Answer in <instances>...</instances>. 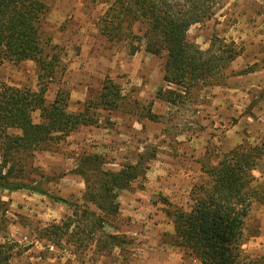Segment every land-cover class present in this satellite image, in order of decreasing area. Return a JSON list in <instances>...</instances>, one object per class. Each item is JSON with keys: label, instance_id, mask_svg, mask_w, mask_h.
<instances>
[{"label": "rangeland", "instance_id": "374dc122", "mask_svg": "<svg viewBox=\"0 0 264 264\" xmlns=\"http://www.w3.org/2000/svg\"><path fill=\"white\" fill-rule=\"evenodd\" d=\"M41 1L46 6L42 41L61 59L46 104L64 91L70 96L69 111L82 112L98 102L107 79L121 88L123 100L117 110H98L97 125L80 127L47 149L16 155L17 180L40 184L71 206L27 190L0 191V246L5 245L9 264H199L172 245L174 227L166 212L187 210L193 188L207 182L203 171L225 153L264 142V1L226 0L211 20L190 28L188 41L202 50L218 37L234 41L243 53L218 86L195 90L177 106L156 98L160 88H168L163 58L144 49L130 55L126 41H109L101 34V19L114 0ZM38 73L33 61H5L0 87L38 90ZM149 108L158 121L147 118ZM33 120L42 121L39 111ZM2 142L0 136V156ZM87 155L100 156L108 171L138 164L144 168L141 177L120 191L116 216L86 206L105 217L104 232L117 236L118 246L103 247L106 237L100 234L80 245L84 235L77 226L86 185L78 165ZM254 174L264 183V158ZM64 222H71V228L58 237L52 226ZM248 232L255 237L245 249L264 256V205L252 209Z\"/></svg>", "mask_w": 264, "mask_h": 264}, {"label": "trees", "instance_id": "16d2710c", "mask_svg": "<svg viewBox=\"0 0 264 264\" xmlns=\"http://www.w3.org/2000/svg\"><path fill=\"white\" fill-rule=\"evenodd\" d=\"M226 0H114L100 22V32L109 41H126L130 55L142 49L163 58V80L168 88H160L156 98L170 105L183 103L193 91L218 86L226 79L230 66L242 55L234 42L215 37L202 50L188 41L193 25L211 20ZM264 1V0H263ZM46 13L41 0H0V66L5 61H33L38 66V90L0 87V191L27 190L71 206L61 197L52 196L40 184H27L16 178L13 166L16 155L51 147L83 126L99 123L98 110L112 112L120 108L121 88L111 79L102 87L98 102L75 113L68 109V92L60 91L47 105L45 95L61 65L58 53L50 54L44 44L40 23ZM139 26V33L134 28ZM40 112L42 121L35 123L33 114ZM147 118L159 116L147 111ZM9 130H17L11 134ZM264 158V142L242 144L225 153L218 164L203 171L207 182L193 188L187 210L174 208L167 216L174 227L172 245L182 249L199 264H264V256H253L245 246L254 235L248 232V220L255 206L264 205V183L254 172ZM12 163V164H11ZM100 156L80 158L78 173L84 179L85 208L77 226L84 238L80 245L90 244L95 235L105 236V244L120 245L117 236L104 232V216L119 213L120 191L144 174L138 164L118 172L103 168ZM95 206L104 216L88 209ZM169 205V204H168ZM72 222V221H71ZM71 222L52 226L61 237L68 234ZM49 231V230H48ZM50 235V234H49ZM85 235H87L85 237ZM88 239L91 241L85 242ZM0 246V264H9L10 255Z\"/></svg>", "mask_w": 264, "mask_h": 264}]
</instances>
